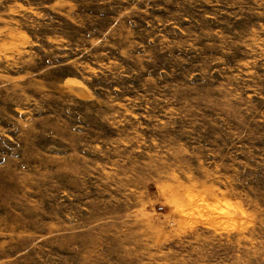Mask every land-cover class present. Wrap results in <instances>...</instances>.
Returning a JSON list of instances; mask_svg holds the SVG:
<instances>
[{
	"label": "rangeland",
	"instance_id": "rangeland-1",
	"mask_svg": "<svg viewBox=\"0 0 264 264\" xmlns=\"http://www.w3.org/2000/svg\"><path fill=\"white\" fill-rule=\"evenodd\" d=\"M0 264H264V0H0Z\"/></svg>",
	"mask_w": 264,
	"mask_h": 264
}]
</instances>
